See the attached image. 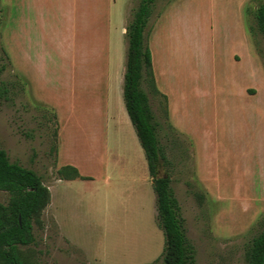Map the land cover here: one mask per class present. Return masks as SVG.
<instances>
[{
  "label": "rangeland",
  "instance_id": "374dc122",
  "mask_svg": "<svg viewBox=\"0 0 264 264\" xmlns=\"http://www.w3.org/2000/svg\"><path fill=\"white\" fill-rule=\"evenodd\" d=\"M110 1L86 44L97 87L64 82L59 159L58 119L13 69V2L0 0V146L51 193L34 242L21 248L33 264H163L156 194L123 99V28L141 0ZM261 4L157 0L147 29L156 27L159 87L170 104L167 119L164 99L143 84L169 161L159 176L171 178L197 264H246L247 245L264 229V83L248 56L254 47L264 73ZM66 165L90 179H61ZM8 200L0 191V203Z\"/></svg>",
  "mask_w": 264,
  "mask_h": 264
},
{
  "label": "trees",
  "instance_id": "16d2710c",
  "mask_svg": "<svg viewBox=\"0 0 264 264\" xmlns=\"http://www.w3.org/2000/svg\"><path fill=\"white\" fill-rule=\"evenodd\" d=\"M157 0H141L126 26L128 41L123 99L130 121L144 151L148 172L156 194L159 224L164 232L165 246L160 259L163 264H197L196 252L187 238L185 220L169 176H159L161 164L169 161L158 139L159 123L152 110L149 92L164 99L168 119L167 97L157 88L152 67V54L147 44V29ZM258 30L264 36V4L255 10ZM61 179L87 180L74 166L58 171ZM0 191L9 194L7 203H0V264H33L21 248L34 242V223L51 201L49 188L32 169L10 161L0 146ZM246 264H264V229L252 238L245 252Z\"/></svg>",
  "mask_w": 264,
  "mask_h": 264
},
{
  "label": "crops",
  "instance_id": "0c3cea01",
  "mask_svg": "<svg viewBox=\"0 0 264 264\" xmlns=\"http://www.w3.org/2000/svg\"><path fill=\"white\" fill-rule=\"evenodd\" d=\"M12 2L13 69L28 86L36 101L54 111L59 124L58 157L60 159L61 154L64 158V82L72 81L75 86L88 82L93 83L94 88L98 84L97 80L100 76L92 75L91 68L88 67L91 63V56L86 55V44L90 34H99L96 33L95 28L99 24L96 22L101 19V4L111 3V1L12 0ZM126 26L127 23L123 28L124 34H126ZM155 28L148 35L147 44L152 54L156 85L161 92L159 87V72L161 71L156 61L152 41ZM245 41L249 46L250 40L246 37ZM68 53L75 57L70 65L64 63L65 57L68 58ZM248 56L253 68L261 75L264 83V73L254 47L248 50ZM254 90L250 89L248 92L257 94L258 91L254 92ZM76 91L75 88L74 93ZM168 108L169 115L170 104ZM109 110L110 108L107 107L108 112Z\"/></svg>",
  "mask_w": 264,
  "mask_h": 264
}]
</instances>
